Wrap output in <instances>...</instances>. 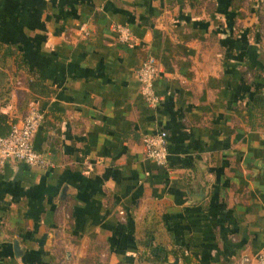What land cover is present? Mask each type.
Returning a JSON list of instances; mask_svg holds the SVG:
<instances>
[{"label":"crops","instance_id":"0c3cea01","mask_svg":"<svg viewBox=\"0 0 264 264\" xmlns=\"http://www.w3.org/2000/svg\"><path fill=\"white\" fill-rule=\"evenodd\" d=\"M260 3L238 28V0H0V114L40 109L49 162L0 164V264H258ZM148 57L156 108L137 78ZM162 130L166 167L143 145Z\"/></svg>","mask_w":264,"mask_h":264},{"label":"built area","instance_id":"2783aa9c","mask_svg":"<svg viewBox=\"0 0 264 264\" xmlns=\"http://www.w3.org/2000/svg\"><path fill=\"white\" fill-rule=\"evenodd\" d=\"M117 32L121 42L128 43L132 40L130 28L118 26ZM158 70L157 62L153 57L146 58L137 72L140 83L141 96L145 103L156 108L161 98L156 92L155 81ZM44 120L43 112L33 107L21 123H13L12 130L6 137L0 138V164L13 160L36 167L49 165L46 157L38 153L33 144V138ZM143 145L147 159L161 167L169 164L168 133L164 130L155 134H146ZM258 264H264V249L258 255Z\"/></svg>","mask_w":264,"mask_h":264},{"label":"rangeland","instance_id":"374dc122","mask_svg":"<svg viewBox=\"0 0 264 264\" xmlns=\"http://www.w3.org/2000/svg\"><path fill=\"white\" fill-rule=\"evenodd\" d=\"M239 1V6H238V10L240 12V18L238 19V28L239 27H243L246 22H247V17L248 15L252 14V11L250 10V6L248 3V0H238ZM260 11H262L264 13V3H260L259 6H256L253 8V12H257L260 15ZM263 24H264V20H263Z\"/></svg>","mask_w":264,"mask_h":264},{"label":"trees","instance_id":"16d2710c","mask_svg":"<svg viewBox=\"0 0 264 264\" xmlns=\"http://www.w3.org/2000/svg\"><path fill=\"white\" fill-rule=\"evenodd\" d=\"M262 100H263L262 98L256 97V99H254L255 101L254 103L258 105L259 102H262ZM11 130H12V124L9 123L8 117L0 114V138L8 136Z\"/></svg>","mask_w":264,"mask_h":264}]
</instances>
